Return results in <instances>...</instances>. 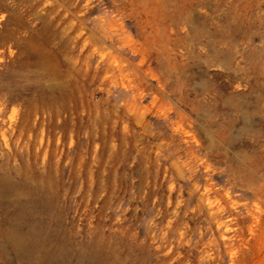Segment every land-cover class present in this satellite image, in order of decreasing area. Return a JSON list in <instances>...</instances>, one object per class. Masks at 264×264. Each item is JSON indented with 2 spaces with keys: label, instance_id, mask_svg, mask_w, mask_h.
Wrapping results in <instances>:
<instances>
[{
  "label": "rangeland",
  "instance_id": "374dc122",
  "mask_svg": "<svg viewBox=\"0 0 264 264\" xmlns=\"http://www.w3.org/2000/svg\"><path fill=\"white\" fill-rule=\"evenodd\" d=\"M0 15V264H264V0Z\"/></svg>",
  "mask_w": 264,
  "mask_h": 264
},
{
  "label": "bare ground",
  "instance_id": "6f19581e",
  "mask_svg": "<svg viewBox=\"0 0 264 264\" xmlns=\"http://www.w3.org/2000/svg\"><path fill=\"white\" fill-rule=\"evenodd\" d=\"M0 16H1V18H0V22H1L3 20L4 15H0ZM5 41H6V39H3L2 41H0V67L3 66V64L8 61L7 59H9V61H13L14 59H17L20 56H22V53H23L22 49L18 48L16 45H12L11 43H10L11 45H6ZM8 241L10 242V240H8ZM14 245L18 246L16 244H14Z\"/></svg>",
  "mask_w": 264,
  "mask_h": 264
}]
</instances>
